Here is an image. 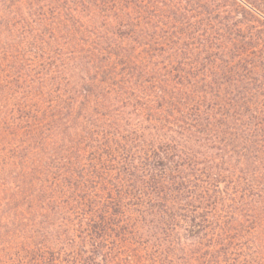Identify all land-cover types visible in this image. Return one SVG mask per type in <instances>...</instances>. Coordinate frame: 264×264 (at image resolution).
I'll list each match as a JSON object with an SVG mask.
<instances>
[{
	"label": "trees",
	"instance_id": "16d2710c",
	"mask_svg": "<svg viewBox=\"0 0 264 264\" xmlns=\"http://www.w3.org/2000/svg\"><path fill=\"white\" fill-rule=\"evenodd\" d=\"M205 5L0 0V264H264V43Z\"/></svg>",
	"mask_w": 264,
	"mask_h": 264
},
{
	"label": "rangeland",
	"instance_id": "374dc122",
	"mask_svg": "<svg viewBox=\"0 0 264 264\" xmlns=\"http://www.w3.org/2000/svg\"><path fill=\"white\" fill-rule=\"evenodd\" d=\"M172 3L175 4V7H169V19L171 22L175 20L176 26L179 25L177 31L182 32L185 30V24L179 21H183L186 9H197L199 5L206 4L205 9H219L228 17V20H222L224 27L231 28L234 22L240 21L244 27L251 30L254 37H256L257 43H264V0H172ZM204 8L202 7L200 10L205 11ZM171 31L175 32L170 27L169 33ZM262 52H264V48ZM2 54L3 52L0 49V66L5 58L4 54ZM6 84L8 83H6L5 70L3 68L0 69V87L6 86ZM13 170L11 166H6L0 171V188L3 187L4 191H8L10 187L14 186ZM4 191L3 194L6 196ZM130 254L135 258L133 264H192L189 254L173 253L166 247L150 249L148 252L140 254L136 252H131ZM124 257L123 261H119L118 264H131L125 261ZM194 263L196 264V261Z\"/></svg>",
	"mask_w": 264,
	"mask_h": 264
}]
</instances>
